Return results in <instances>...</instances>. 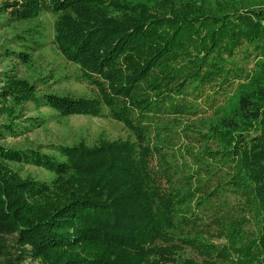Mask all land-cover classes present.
I'll use <instances>...</instances> for the list:
<instances>
[{
    "label": "trees",
    "instance_id": "trees-1",
    "mask_svg": "<svg viewBox=\"0 0 264 264\" xmlns=\"http://www.w3.org/2000/svg\"><path fill=\"white\" fill-rule=\"evenodd\" d=\"M162 2H3L0 18L52 11L54 44L97 90L44 103L62 116L104 105L132 138L0 145V264H264V7L161 15ZM0 83V99L39 104L25 79ZM208 88L230 91L218 104ZM6 111L0 139L43 125ZM9 162L53 175L22 179Z\"/></svg>",
    "mask_w": 264,
    "mask_h": 264
},
{
    "label": "rangeland",
    "instance_id": "rangeland-1",
    "mask_svg": "<svg viewBox=\"0 0 264 264\" xmlns=\"http://www.w3.org/2000/svg\"><path fill=\"white\" fill-rule=\"evenodd\" d=\"M13 0H0V7L3 2ZM133 2H143L152 4L156 0H131ZM264 7V0H163L157 4L161 15H219L223 11H230L236 8ZM10 9V7L8 8ZM0 75L4 71H9L17 78L25 79L34 85L35 94L41 97L39 104L27 99L23 102H15L12 94L6 99H0V122L11 118L7 108L14 109V114L19 113L22 118L39 116L43 121L40 125L21 135L11 136L7 134L0 139V145L17 148H39L43 152L49 153L58 144L74 145L83 141L86 145L92 146L102 140H116L132 138V134L122 122L113 118L109 109L102 105L101 113L97 116L84 114L59 115L44 103V94L67 95L78 98H97L96 88L80 76L77 64L68 60L54 44V22L56 15L43 8L39 14L28 20L9 19L7 15L0 18ZM31 39H37L34 44ZM4 46L15 51H25L27 57L21 59L15 55H5ZM8 56V57H6ZM2 81H4L2 79ZM2 87V83H0ZM229 89L218 90L213 93L210 88L206 92L213 96L218 104H222L224 95L229 93ZM222 93V94H221ZM200 103L207 105L206 98L201 97ZM207 101V102H206ZM211 115L214 105L205 110ZM8 165L18 173L20 178L48 179L52 173L30 164H18L9 162ZM217 238L213 241L217 242ZM223 241L221 238L219 242ZM13 243L8 240V246ZM14 251L13 248H10ZM58 254L62 252L57 250ZM187 256H192L191 250L186 251ZM26 257V258H25ZM17 264H39V260L31 256H26ZM198 257V256H197Z\"/></svg>",
    "mask_w": 264,
    "mask_h": 264
}]
</instances>
